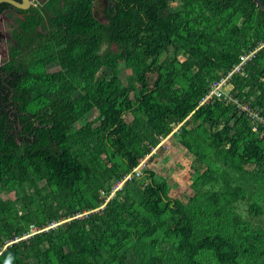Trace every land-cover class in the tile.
Here are the masks:
<instances>
[{"label": "trees", "instance_id": "16d2710c", "mask_svg": "<svg viewBox=\"0 0 264 264\" xmlns=\"http://www.w3.org/2000/svg\"><path fill=\"white\" fill-rule=\"evenodd\" d=\"M95 1L0 4V264H264V138L199 106L255 51L231 95L264 116V0ZM171 134L188 201L142 166Z\"/></svg>", "mask_w": 264, "mask_h": 264}, {"label": "rangeland", "instance_id": "374dc122", "mask_svg": "<svg viewBox=\"0 0 264 264\" xmlns=\"http://www.w3.org/2000/svg\"><path fill=\"white\" fill-rule=\"evenodd\" d=\"M104 5L105 0H101V9H103ZM101 9L96 11V13L101 11ZM3 22L6 23L4 27L3 24L0 23V32L4 30V33H6V31L8 33V21L4 20ZM1 45H3V43ZM5 47L6 46L3 45L2 49H0V61L4 57ZM48 68L51 71H55L57 69V63H49ZM229 88L230 86H226L224 91H228ZM96 116L97 112L94 111L88 115V119L94 120ZM177 138L179 139V137ZM177 138H175L174 135L171 134V136H169V139H166L162 145H159L161 146L159 150L161 148L164 149L163 153L158 154V149L154 148L153 154L155 157L148 156L142 162V166L143 169L145 168L155 173L153 178L155 184H162L164 182H167L171 186L170 191L173 197H178L185 201H188V199L193 195L194 192L192 190L194 178L191 175L193 173V168L198 167L199 171H203L204 167L198 164L195 165L193 156L190 155L186 151V149H184V147L180 145L179 140L177 142ZM146 183H150L149 175H146ZM11 197L13 196L11 195ZM261 220H264V216ZM257 222H259V219H257Z\"/></svg>", "mask_w": 264, "mask_h": 264}, {"label": "built area", "instance_id": "2783aa9c", "mask_svg": "<svg viewBox=\"0 0 264 264\" xmlns=\"http://www.w3.org/2000/svg\"><path fill=\"white\" fill-rule=\"evenodd\" d=\"M255 51L240 57V62L236 65L226 76H222L220 80L213 82L207 95L200 101L199 106H204L214 99L224 98L227 103L235 106L241 114H246L250 121L253 123V131L258 133L261 138H264V116L261 111H258L250 106L249 103L241 101L238 97L231 95L232 87L226 92L224 89L226 86H230V80L237 73L243 70L245 64L253 59ZM135 171L141 174V166ZM131 176H127L129 179ZM122 187L120 183L118 189ZM56 226L54 224L52 227Z\"/></svg>", "mask_w": 264, "mask_h": 264}, {"label": "flooded vegetation", "instance_id": "af4514ba", "mask_svg": "<svg viewBox=\"0 0 264 264\" xmlns=\"http://www.w3.org/2000/svg\"><path fill=\"white\" fill-rule=\"evenodd\" d=\"M32 1V6L33 5H36V1L37 0H31ZM31 6V7H32ZM112 6H114V4H113V2H110V0H105V5L103 6V9H101V11L100 12H97L95 15H96V17L99 19V20H101V21H104V20H106L107 19V14H108V12L111 10V8H112ZM30 7V8H31ZM29 10V9H28ZM5 17V18H4ZM2 19H4V20H7L8 22V26H10V24H11V21H9L8 20V17L6 16V15H3L1 18H0V23L1 24H3V27L5 26V23L6 22H3V21H1ZM4 30H2V32H0V49H2V47H3V45H5L6 46V44H7V40L9 39V34L7 33V31H6V33H4L3 32ZM3 43V45H1ZM5 53H6V47H5ZM5 55V54H4ZM1 63V62H0Z\"/></svg>", "mask_w": 264, "mask_h": 264}, {"label": "water", "instance_id": "95a60500", "mask_svg": "<svg viewBox=\"0 0 264 264\" xmlns=\"http://www.w3.org/2000/svg\"><path fill=\"white\" fill-rule=\"evenodd\" d=\"M100 2H101V0H96L94 2V9H93L94 14L96 13V11L101 9ZM0 4H9V5H12L13 7H15L17 9H20V10H28L32 6V1L31 0H21V1L0 0ZM3 20L4 19H2L1 21H3Z\"/></svg>", "mask_w": 264, "mask_h": 264}, {"label": "clouds", "instance_id": "9594fccd", "mask_svg": "<svg viewBox=\"0 0 264 264\" xmlns=\"http://www.w3.org/2000/svg\"><path fill=\"white\" fill-rule=\"evenodd\" d=\"M257 51H258V50H257ZM253 52H254V51H253ZM0 62H1V61H0ZM230 87H232V86H230ZM229 89H230V88H229ZM176 130H177V129H175L174 132H175ZM170 136H171V135H170ZM166 139H169V136H168L167 138H162V139H161V142H160L159 145H162L163 142H164ZM159 145L156 147L158 150H159V148L161 147V146H159ZM55 224L58 225V223H55ZM28 237H29V236H28ZM28 237H27V238H28Z\"/></svg>", "mask_w": 264, "mask_h": 264}]
</instances>
